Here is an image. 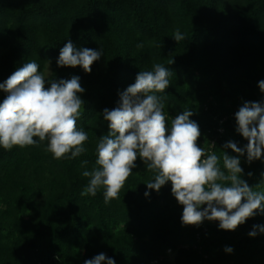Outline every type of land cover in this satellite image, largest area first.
I'll return each instance as SVG.
<instances>
[{
  "label": "trees",
  "instance_id": "1",
  "mask_svg": "<svg viewBox=\"0 0 264 264\" xmlns=\"http://www.w3.org/2000/svg\"><path fill=\"white\" fill-rule=\"evenodd\" d=\"M176 29L185 36L179 43ZM69 40L102 52L90 73L57 66ZM31 61L46 81L79 77L85 91L77 126L88 140L84 153L62 159L46 151L47 141L0 146V264H84L101 253L115 264L161 256L158 264H264V233L249 235L264 226V213L234 231L220 229L219 221L184 225L171 182L149 190L154 173L139 157L118 199L105 204L103 188L81 195L89 182L82 172L95 166L98 140L109 131L103 110L115 108L137 74L156 63L172 73L170 86L157 93L169 128L190 110L198 146L215 140L216 155H237L224 148L247 144L232 114L245 102L264 104V0H0V83ZM5 96L0 91V102ZM240 161L241 178L264 193V155L249 163L245 152ZM168 248L177 251L174 261L165 257Z\"/></svg>",
  "mask_w": 264,
  "mask_h": 264
},
{
  "label": "clouds",
  "instance_id": "2",
  "mask_svg": "<svg viewBox=\"0 0 264 264\" xmlns=\"http://www.w3.org/2000/svg\"><path fill=\"white\" fill-rule=\"evenodd\" d=\"M172 38L179 43L185 36L176 29ZM101 55L94 49H77L69 40L60 49L57 66H80L90 73ZM39 67L35 61L24 63L0 83V91L6 93L0 102V146L11 150L47 141L46 151L55 159L69 154L77 157L86 151L84 143L88 140L87 132L77 126L84 105L79 94L85 89L79 77L46 81ZM171 74L159 63L152 70L140 71L135 82L120 94L118 105L103 110L109 131L98 140L95 166L82 172L89 182L81 195L95 196L103 188L105 204L118 199L139 157L154 173V180L146 183L149 190L158 192L171 182L172 194L183 206L184 225H199L207 219L219 221L222 230L234 231L258 212L264 213V193L241 178L240 161L245 152L249 163L264 155V104L245 102L235 113L236 130L247 144L241 148L229 141L224 148H230L236 156L224 151L221 156L207 154L198 146L201 133L198 124L189 119L192 111L184 110L168 126L164 100L157 93L170 86ZM258 86L264 92V80ZM87 163L82 161V166ZM148 194L145 192V196ZM257 230L264 233V226L254 225L249 235L256 236ZM84 264L115 261L101 253Z\"/></svg>",
  "mask_w": 264,
  "mask_h": 264
},
{
  "label": "built area",
  "instance_id": "3",
  "mask_svg": "<svg viewBox=\"0 0 264 264\" xmlns=\"http://www.w3.org/2000/svg\"><path fill=\"white\" fill-rule=\"evenodd\" d=\"M232 116H235V113L232 114ZM224 121H225V119H221V120H219V126H218V128H217V132H218L219 135H222V134H224V132H225V128L223 127V123H224ZM214 143H215V140H212L211 143H210V146L207 147V148L205 149V152H206L207 154H212V153H214V152H213V146H214ZM204 207H206V205H205ZM207 221H209V220L205 219V222H207ZM204 229H206V226H204ZM198 240H200V235H199V234H198ZM185 247H188V245H185ZM176 254H177V251H176V250H173L172 248H168V249L166 250V255H165V257L168 258V260H170V261H174V260H175V256H176ZM163 258H164V256H161L160 258H156V259H154L150 264H158L159 261H160L161 259H163Z\"/></svg>",
  "mask_w": 264,
  "mask_h": 264
}]
</instances>
